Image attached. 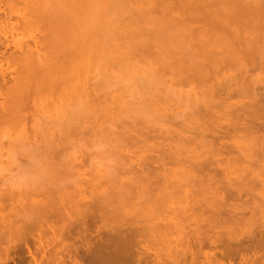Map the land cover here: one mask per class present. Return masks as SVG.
<instances>
[{"label": "rangeland", "instance_id": "1", "mask_svg": "<svg viewBox=\"0 0 264 264\" xmlns=\"http://www.w3.org/2000/svg\"><path fill=\"white\" fill-rule=\"evenodd\" d=\"M60 1L61 0H59V2ZM62 1L65 2L66 0ZM110 1L112 0H68L65 4H63V2L61 4H56L54 0H0V264H54L51 262V260L47 259L54 255V249L57 247L60 248L58 246L59 244H56L59 242H56L55 244L53 243L54 238L56 239L55 234L58 233H54L53 231L56 229V231H59V234H61L60 226H63V223H68L67 218L69 215V223L78 221L79 218L83 219L84 217L87 222H81L90 225V233H92L93 237L98 236L95 232L96 227H99V231L101 227V232L106 233V235L101 232L100 235L102 234L106 236L107 239V235L112 236V234L114 235L118 231L119 228L117 227H121L119 225H122L123 227L120 229L123 230V232H127L128 234V225H124V222H126V224H131L136 220L139 222L138 219H140L139 224L141 223L144 225V228H147L148 231L151 229L149 231L150 233L152 229L155 231L159 228L161 229L158 230L159 234L162 230V232L166 233L164 234L161 232V234L164 235H160V238L157 230L155 232L152 231L155 241H152V236H150L151 240L148 241L149 238L146 237H149V232L147 233L148 235L145 234L147 235L145 238H141L144 239L145 242L144 240L141 241L140 238V240H138L139 242L137 241L138 238H136V240L132 239L134 240V243H131L132 245L130 244V246H128V252H131L126 254V264H264V249H260L259 246H256L258 245V239L261 236H264V188H262L258 182V176H264V158H262L264 155L260 154L261 148L264 147H261L262 144L259 142V137H261L259 135L261 133L259 132V134L256 133L257 135L255 133L251 135L250 131V133L246 132L249 134L247 135L245 134V131H239L240 133L235 132L237 129L241 130L239 127L235 131L232 130V124L235 123L237 118L236 116L240 115L241 117L244 115L243 111L245 109L243 108H246L248 105L250 106H247L248 109L250 108L251 110L252 108L256 107L255 104L258 103V101L260 103L261 98L264 97V49H262L264 48V0H228V2L226 0H217V2L214 0L216 2L215 4H211L214 3V1L210 0L211 3H208L209 5L206 4L205 7L207 5L209 7L212 5L210 8L213 10L216 9V11L214 10L215 12L213 14L218 12L215 14L216 17L213 16V14H210V12L213 10L210 9L211 11H207L206 9L205 12L208 14L203 13L204 10H202L203 18L201 17V12L200 14L199 11L196 12L198 17L194 18L197 19H194L192 16L189 17L187 14L189 11L187 13H183V9H181L180 6H175L178 4H174L172 6L176 8H172V6L170 7L173 10L175 9L174 11L172 10L173 12H170L171 10L169 12H167L168 10H161L163 16H165L164 18H167V20L169 16H172L171 18H173V21L171 23L174 24H170V27L168 24V22L170 23V20H162V15H160L161 11L160 13L158 12L160 10V5H157L158 7L156 5H152L159 10H153L155 12L152 11L151 14H148L150 11H147L146 13L144 10L143 12L145 14L142 12L141 16V18L143 17V21H141L140 18L138 24L142 26L145 18V22L143 23V25H145L141 27V30L143 33L144 28L145 32L149 35H145V32L143 35H141V40L143 42L146 41L144 47H139L140 50L135 52L136 54L134 55L133 60V57L131 58L129 56V64L133 63L131 65L132 67L130 66V68H135L134 70H137V67L139 72H136V74L138 73L139 76H136V79L130 80L132 83L130 81H125V83L122 84L123 87L116 85V83L113 86L111 85V88H102L103 85L99 75L94 79L95 81L97 80V82H94V80L92 81L94 84H92L94 86H92V89H96L95 93L97 94V99L100 98V101L103 100L105 102V98L109 104L111 103V105L114 106V108L116 106L114 103H112L114 102V99L115 103L120 101L122 104L120 110V113L122 114H115L117 116L115 118L113 117L114 115L112 116L113 118L111 119L113 120V124L109 119L110 121L109 123H106V128L107 125L108 128L111 125V128H107L108 134H106L107 132L103 134V132L106 130H98L97 124H95L98 121V123H100L101 120L99 119H97V122L93 120L88 121L89 124L86 122L85 125L88 128L86 126L82 128L80 125L77 127V124L71 126L76 123L77 120L71 118V116L74 117L73 113H71L73 112L71 111V104L65 102V100L69 99V96L63 97L60 94L62 83L56 82L57 86H54L55 91H53V89V92L50 91L48 93V87L45 89L44 87L46 86L41 85L44 81L42 76H40V78L39 75L36 76L39 71L35 72L36 74H33L34 77L32 74L31 76L29 74L31 72L29 69H26L27 65L24 62L27 55L29 56V53L30 56H33V59L36 58V61L37 58L39 59L43 57L42 49H44V46L42 45V41L46 34L45 30H47L46 28L49 26V23L47 25L48 17H51V20H53L55 17V24H52L54 23V20L49 21L52 22H50V27L53 25V27L57 26V30L58 25L63 23L67 17L68 19L74 16L77 17L78 14H82L81 16H104V14H101L104 12V4ZM239 1L242 2L241 5ZM69 2H74L75 4L77 2L82 4L84 3V8L81 9L83 6L77 8L82 4H78L79 6L75 7V4L73 5ZM237 5L240 6L236 7ZM256 5L260 8L256 7ZM42 6H44V8ZM201 6L203 7V5ZM72 7H74L76 11L74 9L72 10ZM149 7L151 8V5ZM209 7L206 8L209 9ZM240 7L241 9L244 7L243 9L247 10H245L247 14L249 13L248 11L252 10V12H254L259 8V13H257V11L256 13L259 14V17H262L259 18L258 16H252L253 14H251V16L249 14L250 17L245 16L247 14L244 11L243 14L241 13L242 11H238ZM85 8L86 10H84ZM230 8L232 9V16H235L234 12L236 11L240 13V15L238 13L236 15L240 17L242 21L239 19V17L237 18L238 21L241 22L237 21V24H234L237 18L234 17L235 19H233L231 13L229 14ZM146 9H148V6ZM233 9H236V11ZM71 11H73V13H70ZM224 11L227 12L232 17V19H229L231 18L229 16L225 17L227 13H224ZM191 12L192 11H190V13ZM193 13L191 15H193ZM218 14H221L220 17ZM45 15L47 16L44 17ZM129 15L130 14L128 13L127 18L131 19L132 16L130 15V17ZM149 15L151 20L149 19ZM105 16L107 15L105 14ZM205 16L206 18H204ZM241 17H248L250 19L243 20ZM256 17L257 20H254ZM158 18L161 19L159 20ZM184 18L187 20H184ZM190 18L193 20H189ZM219 18H224V20L220 21ZM156 19L158 20L156 21ZM202 19H204L203 21L205 23H202ZM154 20L155 22H158L157 25H160L161 31L162 28L166 30L168 27L169 32H166L165 34V31L163 30L164 33L162 32V35L164 36L161 34V36H159V32L161 33V31L157 29H160V27L155 26V28L158 27L156 29L159 31L156 32L158 33V36L157 34H153L155 32V28H153V24L155 23ZM205 20H208L210 24H207V21ZM231 20L235 21L232 22ZM148 21H150L149 23H151L153 26L150 25ZM160 21L161 23H159ZM186 21L194 22L187 23ZM213 21H220L218 24L221 23V25L224 27V30H228L227 28L229 27H236L239 33L241 31L243 32L241 33L242 35L244 33L245 36L247 35L248 38L245 37V41L249 43V45L246 47H249V49H247L248 52L245 50V53H242V55L248 59H244V57H237L236 55L235 57H237V60L234 61V59H236L234 57L233 59L230 58L231 60L229 59L231 55L230 53L233 49H236L237 53H240L242 50L239 49L240 51H238L237 48H239L238 44L241 43L239 41L241 40V37L243 38V36L240 35V38L237 39L239 41L237 42L236 38H233L236 34H232V41H235V46H238L236 48L234 46L233 48L232 45L234 43L231 42V39L229 40L230 42L228 41V45L225 44L227 38L226 41L222 40L223 37L220 35L222 30L218 29L220 27L222 29V26L217 24L218 26L216 27L215 25L214 27ZM246 22L250 23L251 26H249V24ZM148 24L153 28H151L152 30H148L147 27H150ZM187 24L188 26L190 24L192 26L191 30L187 31L190 33L192 32V34L195 33V36L198 35L197 33H200L199 29H202L204 33L206 31L205 35L209 34L207 33L209 28L211 30L209 31L212 32V35L215 33V30L218 29V32L220 30L217 36L222 37V39L221 37L219 39L222 41L221 43H223V45H227L229 47V44L231 43V52L229 53V51H227L229 53L228 54L226 51H224L226 54H222L220 50H225L227 46L224 49H220L224 46L216 45L219 44L220 40L217 39L218 37L216 38L215 34V38L210 37L212 36L210 33V36L208 37L213 39L212 42L214 39H217L216 42H219L216 43L215 46L216 48L217 46L220 47L218 48V53H216V55L214 54L215 50L213 48V50H209V53H211L209 54V57L212 58L211 56H216V59H218V57H223V59H221L225 60V63L228 62L227 59H229L231 63L229 61L227 64L223 63L221 65L219 63L220 59L218 62L217 60L214 62L215 59L212 58V65L209 63V66L211 67H209V70L207 68L208 71H206L208 73V77L205 78L202 76V79L199 78L200 75L196 76L190 70H186L185 66V69L182 68L183 71L178 69L176 67L177 63L175 64L174 61L172 62V58L171 62L173 65L170 64L169 66L168 63L166 65L169 67L175 66L172 68L173 70L177 69V71H172V68H169L168 66L167 68L164 64L166 63V61H164V57L163 61L161 58L167 52L166 51L165 53H162L164 51L163 48L169 49L170 47H174L173 45H176V49L179 48V46H182V48L180 47L181 49L184 48V52H182L181 49H177V51H181L182 55L186 54L187 58H183L184 60H188L187 62L184 61L186 63L192 62L193 59L196 61L198 59L199 61L196 63H203L205 65L206 63L203 62L204 58L205 60L209 59L207 57L208 55H204L206 57L203 58V54L200 59L198 58V56H201L199 50L202 51V47H198L199 42H195L196 40L200 41V39L194 38V35L192 36L188 34V36H186V30L184 33L185 35L182 33L183 27L186 29L187 27L185 26H187ZM205 25L213 26L214 30H212L213 27L211 29V26L206 27ZM62 26L63 25L61 24V27ZM61 27L59 26V30L55 31L57 34H61L60 37H58L56 34V38H59L57 40H60V38H63L65 35V27H62V29L64 28V31H62ZM197 27L198 29L196 30ZM194 28L195 30H193ZM203 28L207 30H203ZM239 28L242 29L240 30ZM243 28L246 29L244 30ZM60 29L62 33L64 32L63 36L62 33L58 32ZM232 30L234 31V29H231L229 32L232 33ZM203 32L200 34H204ZM225 32H223L222 35ZM227 33L226 35L224 34V36L227 37L230 35H227ZM250 34L252 37L249 36ZM154 35L158 38L153 39L152 42L151 39L154 38L152 37ZM205 35L202 36L205 38L207 37V35ZM185 37L196 39L195 41H191V43H195V47L193 45L194 48H199L198 51L196 49L194 50H196L195 53H199L200 55H193L192 49V52L188 51L187 49L185 50V48H187L186 41H188V39ZM148 38H150L149 41ZM56 41L55 43L58 42ZM64 41L63 44H65ZM147 41L150 44L147 43ZM209 41L210 40L208 38L206 41L208 45H210ZM236 42L238 44H236ZM60 43L61 44L59 45L61 46H59V48H62L64 45H62V42ZM201 43L203 44L202 41L200 42V45H202ZM244 43H241V45ZM256 44L257 46H255ZM147 45H154L157 46V48L154 47L153 49L152 46L150 47L152 49L151 50ZM189 45L190 42L188 43V46ZM203 45L208 46L205 42ZM244 45L242 47L240 46V48H243ZM211 46L214 45L211 44ZM155 48L157 51H163H159V53L155 51ZM206 49L203 51H206ZM227 50H229V48ZM171 52H169L168 55ZM246 52L250 55L248 54L247 56ZM133 54L131 56H133ZM160 54L162 56H160ZM172 55L173 53H171L170 56ZM188 55L193 56L194 58L189 56L190 58L188 59ZM256 55L258 56L256 57ZM173 56L175 57V53ZM195 56L197 58H195ZM249 56L253 57L254 60ZM168 58L169 56L167 57L166 54L165 59ZM239 58L241 61L238 60ZM241 58H243L244 61H242ZM245 60L247 61L245 62ZM200 61L202 63H200ZM218 63L219 66L217 65ZM244 63L246 64V67ZM215 66L216 68H213ZM217 66L219 69H217ZM225 66L226 68H224ZM239 66L243 67L239 68ZM243 68H246V71ZM105 71L109 73L108 70ZM158 71L159 74L157 73ZM142 72L144 73L142 74ZM243 73H245V75H243ZM141 74L142 76L146 75L147 77L145 76L146 78H142ZM134 81H136V83ZM58 84L61 85L60 88H58ZM212 85L214 89L210 90ZM27 86L28 88H26ZM50 89L52 88L50 87ZM62 89L65 90L64 87ZM209 90L210 92L206 94V92ZM67 92H64V95H68ZM61 93L63 94V92ZM114 96L115 98L113 99ZM47 99L54 100L56 103L50 104L48 103L49 100ZM109 100L112 102H109ZM262 100H264V98H262ZM104 102L99 103L102 105L105 104ZM62 103L68 104V107L66 108ZM111 105L110 108L112 107ZM62 107H65L66 109L63 110ZM248 109L246 108V112L249 113L250 110ZM254 110H252L251 113H253ZM244 116L248 115L245 114ZM90 123L91 127L89 128ZM93 123L96 125V128H92L95 127ZM72 128H74L75 131ZM79 128H82V131L81 129L79 130ZM203 128H206L207 132H204ZM88 129L89 131L92 129L93 133L92 130L90 132L86 131ZM226 129H229L228 132L231 133L233 131V133L231 135L229 133V135L227 134L228 136L226 135L227 137L225 136V138H223L229 151H222L221 155L216 156L215 158L216 160L223 159L222 167L217 168L219 170V174L216 175V180H218L220 184L224 185L231 191L233 189L241 188L244 191H248V194L246 196L243 195L241 198H238L236 195H234L233 199L227 198V201L223 207L228 209V212H222V216L229 217V215L226 213H229L230 211V213L233 214V219L231 223H222L219 224V226L212 228L209 227V225L206 224L204 220L211 216L212 210L208 209L207 207L213 204L215 199L210 192L211 190H203L200 185H197V180L193 178V175L188 176L191 175L188 169L191 167V165H193L194 161L196 162V160H202L203 158H206L208 161L214 163L215 166V161H213V156L209 148L211 146L210 143L213 141L212 143H214L215 146H218L222 140V136L225 135L227 131ZM210 131H213L214 133L211 134ZM219 136H221L220 139L218 138ZM181 144L184 146H181ZM187 148H189V150ZM207 151L209 152L207 153ZM184 154L188 155L189 158L185 157ZM244 155H246V157ZM182 158H185V161ZM226 158H231V162H224L227 161ZM186 159L188 162H186ZM51 165H53L54 168ZM185 170L187 173H185ZM222 170L224 171L222 172ZM138 171L143 172L139 173ZM198 173L200 172H197L196 174ZM143 176L144 179L147 178V184H150L153 179L157 181L155 184L157 191L152 187L148 188L150 190L146 189L147 192L145 189H143L146 186L142 185L144 182ZM125 177L127 180L124 179ZM151 177L154 178L150 179ZM189 178L190 180L188 181ZM138 180L141 181L137 182L138 184H141L139 186H143V188H141L143 189V193L137 190L138 188L140 189V187H138L136 183L134 184V182ZM127 182H130V184L133 182V188L131 187L132 185L127 184ZM128 185L131 189L128 187ZM123 186H126L131 191H134L131 192L128 190L129 192L127 193H132L131 195L127 193L120 194L119 191L121 190L117 189L118 187H122L123 190H126V188H123ZM185 190L187 191L188 196L186 195ZM114 191H116L115 194ZM138 192L139 194L141 193L140 195L143 197L140 196ZM259 192L262 194L261 196L258 194ZM135 193H137V198L135 197ZM118 194L120 196H118ZM106 195L108 197L109 195L112 196L109 197V200H107L105 199V197H107ZM65 196L69 198L67 199ZM126 197L127 199L125 200ZM149 197L153 200V202L150 200L153 206L150 205ZM68 200L71 201L68 202ZM95 200L98 202H101L102 200V202L105 204L106 201L110 200L116 202L110 201L112 203H107L108 206H105L104 204L103 206L105 207L103 209L100 208V215L103 216V213L105 214V219L103 218L104 220L102 219V222H99L100 217L98 216L100 215H98L99 211L97 210L98 207H96L99 205L98 202L95 203ZM146 200L149 202L148 204L150 207L149 205L147 207ZM24 206L28 208L26 209ZM29 210L31 211L28 212ZM86 210H92L97 220L94 217L93 220H90V218L92 219L91 214L87 216L88 211ZM189 210L193 215L189 216ZM85 211L87 213H85ZM140 211L142 213H140ZM59 212L64 220H61L63 218H59ZM54 213H57L56 216L58 217H55ZM49 214H52L51 216L54 221L50 218L51 216H49ZM136 214H139L137 215L139 217H136V220H134L133 216H136ZM65 216L67 217L65 218ZM144 216L146 219L143 218ZM186 216L189 220H186ZM76 218L78 220H74ZM130 218L131 221L129 220ZM84 219L83 221H85ZM91 221L93 222L91 223ZM118 221H120L122 224ZM143 221L145 223H143ZM116 223L119 224L117 225ZM56 224L58 226H56ZM73 224L75 225V222L72 223V225ZM77 225L79 226L81 223ZM189 225L190 227H188ZM49 226H51L53 231ZM104 228H106L107 231H105ZM59 234L57 235L59 236ZM201 234L205 235L206 238H204L205 240L203 241V246L199 247L196 239L198 236H201ZM214 234L217 235L219 239V244L217 246L218 248L213 247L209 241L215 236ZM38 237V241L40 242L39 244L37 241ZM93 237H91V241L94 240ZM78 239L79 238L72 239V242H70L74 243L76 246H78V244L80 245L83 241L85 242L83 238L82 240ZM187 239H189L190 242ZM133 244L136 245L134 248L132 247ZM37 245L40 246L38 247ZM260 246L264 247V245ZM130 247H132V249ZM143 248L145 249L143 250ZM139 249L142 250V252ZM55 252H58V250ZM32 254L37 259L36 263H34L31 258ZM54 257H56V254ZM98 264L102 263L98 262Z\"/></svg>", "mask_w": 264, "mask_h": 264}, {"label": "bare ground", "instance_id": "2", "mask_svg": "<svg viewBox=\"0 0 264 264\" xmlns=\"http://www.w3.org/2000/svg\"><path fill=\"white\" fill-rule=\"evenodd\" d=\"M62 1V0H61ZM59 2V0H58V2H57V0H54V2L57 4V3H62V2ZM65 1V0H64ZM66 1H68V0H66ZM66 1L65 2H63V4H65L66 3ZM71 1V0H70ZM211 1H214V0H211ZM211 1L210 0H112V1H110V2H107L106 4H104V8H103V11L105 12H103V13H101V14H104V16L103 15H100V16H81L82 14H78L77 15V17L76 16H74V17H72V18H69L68 19V17L65 19V21H63V23H60V21L59 20H61L60 18H58L59 20H58V22L60 23V25H58V24H56V25H58V29L57 30H59V26L61 27V24L63 25L62 27H65V31H64V28L62 29V27H61V29H62V31H64L63 33L65 34L64 36H63V33L61 32V29H60V31H58V32H60V33H62V36H63V38H60V40H57V39H59L58 37H60V35L61 34H57L55 31H57L56 30V28H57V26H55V27H50V25H51V21H53L54 19H55V17H54V19L53 20H51V17L48 19L47 18V20H48V22H47V25H48V23H49V26H47L48 28H46L47 30H45L46 31V34H45V37H44V39H43V41H42V45L44 46L43 48L44 49H42V51H43V57L42 58H37V61H36V58H34L33 59V56H30V53H29V56L27 55V57L25 58V64L27 65V68L26 69H29L30 70V72L31 73H29L30 75L32 74H36L35 72H37V71H39L37 74H36V76H38L39 75V78H40V76H42V78L44 79V81H43V83L41 84L42 86L44 85V86H46V87H44L45 89L47 88V91H48V93L51 91V92H53V91H55V87L57 86V84H56V82H58V83H62L61 85L60 84H58V88H60V86H61V90H60V94L63 96V97H67V96H69V99L68 100H65V99H62V100H65V102L66 103H70L71 105V108H72V110L71 111H73V112H71V113H73V116L74 117H72L71 116V118H74V119H76L77 120V122L76 121H74V122H76V123H74L73 125H71V126H74L75 124H77L76 126L77 127H79V125H80V127H82V128H84L86 125V122H88V121H91V120H93V121H98L97 119H99V120H101L100 121V123H95V124H97V128H98V130H100V131H102V130H106L105 132H103V134L104 133H106V134H108V129L109 128H111L110 126H109V128H108V125H107V128H106V123H109V121L111 120L112 121V124H113V120L111 119V118H115V117H117L116 115H118L119 113H120V110H121V106H122V104H121V102L119 101V102H117V103H115V96L113 97V99H114V102H112V101H110L109 100V102H112V103H114L116 106H115V108L117 109V112H116V109L114 108V106H112L111 105V103L109 104L108 103V101H106V99L104 98V100H105V102L103 101V100H101L100 101V98H96V89L94 90V89H92V86L94 85L93 84V80L99 75V78H100V80H101V83H102V88H104V87H106V88H109L111 85L113 86V85H115L116 83V85H120V86H122L123 87V83H125V81H127V82H129L130 80H133V79H136L137 77L136 76H139V74L137 73L136 74V72H139V69L136 67V69L137 70H134V69H131L130 68V66L133 64H129V60H130V58H129V56L132 58V60L134 59V55L136 54L135 52H137L138 50H140L139 49V47L141 46V47H144V45H145V42L146 41H142L141 40V35H143V33L145 32V30H144V28H143V33H142V30H141V27H143L144 25H143V23L145 22V18H144V22L142 23V26H140V24H138L139 23V20H140V18H141V16H142V12L145 10L146 11V13H147V11H150V12H148V14H151V12L153 11V10H155V11H157V10H159L158 12L160 13V11L162 10V9H164V10H168L167 12H169L170 10V12H173L174 10L172 9L174 6H172V5H174V4H178V5H175V6H180L181 7V9H183L182 10V12L184 13H187L188 11V16L189 17H198L197 16V13L196 12H198L199 11V14H200V12L202 13V10H204V12L203 13H207V12H205V10L207 9V11L208 10H210L211 8V6L209 7L208 5V3H211ZM227 2H228V0H226ZM225 1V2H226ZM53 2V1H52ZM216 2H217V0H216ZM215 1H214V3H211V4H215L216 3ZM238 2V1H237ZM45 3V2H44ZM69 3H71V4H75L74 2H69ZM223 3V2H222ZM233 3H234V1H233ZM236 3V2H235ZM239 3H240V5L242 4V2L241 1H239ZM34 4V3H33ZM32 4V5H33ZM62 4V5H63ZM78 4H82V3H79V2H77L74 6L75 7H77V6H79ZM146 4V5H145ZM149 4V5H148ZM206 4H208L206 7H209V9L208 8H206L205 7V5ZM67 5V4H66ZM73 5H71V6H73ZM151 5V8L149 7ZM152 5H160V7H159V9H157V8H155L154 6H152ZM161 5H162V7H161ZM163 5H164V7H163ZM201 5H203V7L201 6ZM236 5V4H235ZM240 5H237L236 7H238V6H240ZM45 6V5H44ZM44 6H42L43 8H44ZM81 6H83V7H81ZM148 6V9H146V7ZM157 6V7H158ZM168 6V7H167ZM172 6V8H170ZM201 6V7H200ZM243 6V5H242ZM241 6V7H242ZM250 6V5H249ZM255 6V5H254ZM35 7V6H34ZM33 7V8H34ZM47 7V6H46ZM81 7V9L82 8H84V3L82 4V5H80L79 7H77V8H80ZM167 7V8H166ZM241 7L238 9V11L239 12H241L242 14H243V11L245 12V10L242 8L241 9ZM253 7V6H252ZM256 7H259V6H257L256 5ZM36 8V7H35ZM174 8H176V7H174ZM250 8H251V6H250ZM260 8V7H259ZM258 8V9H259ZM75 10V8L74 7H72V10ZM105 9V10H104ZM157 9V10H156ZM178 9H180V8H178ZM218 9V8H217ZM220 9V8H219ZM222 9V8H221ZM225 9V8H224ZM223 9V10H224ZM258 9L256 10V8H255V10L257 11V13H259L258 12ZM84 10H86V8L84 9ZM83 10V11H84ZM173 10V11H172ZM184 10H186V11H184ZM211 10H213V9H211ZM210 10V11H211ZM215 11H216V9H214ZM211 11L210 12V14L212 15L215 11ZM234 11H236V9H233ZM45 11H46V9H45ZM76 11V10H75ZM155 11H153V12H155ZM190 11H192L191 13H190ZM195 11V12H194ZM225 11H227V10H225ZM224 11V13H227V12H225ZM229 14L231 13V11H232V9L230 8L229 9ZM247 11V10H246ZM256 11H254V12H252V10L251 11H248L249 13L247 14V12H245L247 15H245V16H248V17H250L251 16V14H253L252 16H258L259 14H257L256 13ZM259 11H260V9H259ZM79 12H81V11H79ZM86 12V11H85ZM181 12V13H182ZM194 12V13H193ZM252 12V13H251ZM70 13H73V11H71ZM82 13H84V12H82ZM130 14L129 16L131 17V19L129 18H127V14ZM144 13V12H143ZM190 13V14H189ZM193 13V15H191ZM203 13L201 14V17H202V15H203ZM218 12H216L215 14H217ZM223 13V12H222ZM221 13V14H222ZM238 12L236 11V12H234V15L235 16H232V14L233 13H231V16L233 17V19H235L234 17H239L238 15H236ZM48 14V13H47ZM76 14V13H75ZM105 14L107 15V16H105ZM145 14V13H144ZM167 14V13H166ZM195 14H196V16H195ZM208 14V13H207ZM207 14H205V15H207ZM215 14H213V16H215L216 17V15ZM220 14V15H221ZM228 13H227V15H225V17L227 16H229V17H231L230 15H229ZM239 15H240V13H238ZM249 14H250V16H249ZM255 14V15H254ZM126 15V16H125ZM160 15H162V20H164V19H166L167 20V18H164L165 16H163V14H162V11H161V14ZM171 15V14H170ZM219 15V14H218ZM220 15H219V17H220ZM47 15H45L44 17H46ZM59 16V15H58ZM71 16V15H70ZM72 16H73V14H72ZM102 16V17H101ZM147 16V15H146ZM156 16H157V14H156ZM156 16H155V18H156ZM185 16H186V14H185ZM187 16V17H188ZM172 17V16H171ZM170 16H169V18H171ZM209 18H211L210 16H208ZM232 17L231 18H229V19H232ZM242 17H244V16H242ZM241 17V18H242ZM248 17H245V18H242L243 20L244 19H250V18H248ZM259 17V16H258ZM260 17H262V16H260ZM259 17V18H260ZM65 18V17H64ZM128 20H127V19ZM152 18V17H151ZM168 18V20L167 21H169L170 20V23L168 22V24H169V27H170V24H174V23H171L172 21H173V18H171V19H169ZM203 18V17H202ZM204 18H206V16L204 17ZM63 19V18H62ZM149 19H150V15H149ZM152 19H154V18H152ZM159 20L161 19V18H158ZM158 19H156V21L158 20ZM194 19H197V18H194ZM199 19V18H198ZM217 19V18H216ZM227 19V18H226ZM225 19V20H226ZM239 19H240V17H239ZM46 20V19H45ZM49 20H51V21H49ZM56 20V19H55ZM55 20H54V23H52V24H55ZM129 20H132V21H129ZM151 20V19H150ZM181 20V19H180ZM184 20H187V19H185L184 18ZM189 20H193V19H189ZM204 19H202L201 21H202V23L204 22L203 21ZM209 20V19H208ZM208 20H205V21H207L206 23L208 24L209 22H208ZM219 20L221 21H223L224 20V18L222 19V18H219ZM241 20V19H240ZM254 20H257V17H256V19H254ZM259 20V19H258ZM61 21V22H62ZM141 21H143V17L141 18ZM196 21V20H195ZM199 21H200V19H199ZM220 21H218V22H220ZM232 21V20H231ZM233 21H235V20H233ZM232 21V22H233ZM237 21H238V18L236 19V22L234 23V24H237ZM242 21V20H241ZM241 21H238V22H241ZM46 22V21H45ZM51 22V23H50ZM150 21H148V23H149ZM152 22V21H151ZM154 22H155V20H154ZM181 22H182V20H181ZM187 22V21H186ZM190 21H188L187 23H189ZM194 22V21H193ZM193 22H190V23H193ZM218 22H215V21H213V25H214V27H215V25H216V27L218 26V25H220V26H222L221 25V23L220 24H218ZM226 22V21H225ZM225 22H223V23H225ZM245 22V21H244ZM253 22V21H252ZM256 22V21H255ZM56 23H57V21H56ZM156 23V24H155ZM153 25H154V27L153 28H155V26H159L160 27V25H157V23L158 22H155ZM159 23H161V21L159 22ZM205 23V22H204ZM216 23V24H215ZM246 23H248V22H246ZM257 23V22H256ZM150 25H152L151 23H149ZM148 24V25H149ZM167 24V25H168ZM184 24V23H183ZM210 24V23H209ZM212 24V23H211ZM218 24V25H217ZM249 24V26H251V24L250 23H248ZM247 24V25H248ZM253 24V23H252ZM147 25V24H146ZM149 25V26H150ZM152 25V26H153ZM186 25V24H185ZM229 25V24H228ZM254 25V24H253ZM177 26V25H176ZM182 26V25H181ZM190 26V27H189ZM188 26V24H187V26H185V27H187L186 29L183 27V30H182V28H181V30H182V33L184 34L185 33V30H186V36H188V34L189 35H194L193 37L194 38H197V39H200V41H197L196 39H194V38H189V37H191V36H189L188 38H186V39H188V41L190 42V45L188 46V41H186L187 42V48H185V50L187 49L188 51H191V49L193 50V52H192V54L193 55H200L201 54V56H198V58L200 59V57H202V54H203V58L204 57H206L207 55V57L209 58H207L208 60H205V58H204V60H203V62H205L206 64H207V62H208V64H207V66H206V64L204 65L201 61H200V63H202V64H199V63H196L197 61H199L198 59H197V61L196 60H194L193 59V61L192 62H189V63H186L188 60H184L185 58H187L186 57V54H184V55H182V52H184V48L183 49H181L182 48V46H179V48H177L178 50L179 49H181V51H177V49H176V45H173L174 47H170L169 45H167L168 47H170L169 49L167 48H163V52L161 51V50H159L160 52H162V53H165L166 51V54H167V57L169 56V58L168 59H165V55L166 54H164V56H162L161 54H160V56H162L161 58H162V61H163V57H164V61H166V63H164L165 65L168 63L169 64V66H170V64H172L173 65V61L175 62V64L177 63V65H176V67L178 68V69H181L182 71H183V69L182 68H184V66H185V68H186V70H190L194 75H200L199 76V78H203V77H208L207 76V72L206 71H208L209 70V67H211V66H209V63L211 64V62H213L212 60L213 59H215L214 60V62L217 60V62H218V60H219V63L222 65L223 63L224 64H227L231 59H233V57L234 58H236V59H234V61L235 60H237V57H244V59H248V58H246L245 56H243L242 55V53H245V50L247 51V49H249V47L248 48H246L248 45H249V43H247L245 40H246V38L245 37H247V35L245 36V33L242 35L241 33H243V32H241L240 30L242 29V28H239L238 30L240 31V33L237 31V29H236V27L235 28H231V27H229V28H227L228 30H224L223 28V26H222V29H221V27L220 28H218V29H220V30H222V33L223 32H225V31H227V32H225L224 34L226 35V33H227V35H229V36H224V34L222 35V33L220 34L222 37H223V39H222V37L221 36H217V34L220 32V30H219V32L217 31L218 29L217 28H215V29H217V30H215V33H213V35H212V32H210L211 30H210V28H209V30H207V29H205L206 27H210V26H206L205 28H203V30H207V33H211V35L212 36H210L209 34L207 35V37H203L202 35H205V33H206V31H205V33L202 31V29H199V32L200 33H204V34H200V33H197L198 35H201V36H198V35H196V36H198V37H201L202 38V40H201V38H198V37H196L195 36V33L194 34H192V32L190 33V32H188L187 30H191V28H192V26H191V24ZM256 26V25H255ZM190 29H189V28ZM212 27L213 26H211V29H212ZM214 27H213V29L212 30H214ZM228 27V26H227ZM148 28V30H152L153 28L150 26V27H147ZM152 28V29H151ZM158 27H156L155 28V32L153 33V32H150V33H153V34H157V36H158V33H156V32H159V31H161V27H160V29H157ZM177 28V27H176ZM200 28V27H199ZM234 29V33L232 32H229V30H231V29ZM159 30V31H157V30ZM171 29H172V27H171ZM178 29H179V27H178ZM198 29V27L196 28V30ZM244 30L246 29V28H243ZM147 30V29H146ZM165 31V34H166V32H169V28L167 27V29L166 30H168V31H166L164 28H162V31H161V33L159 32V36H161L162 35V32L164 33V31ZM193 30H195V28L193 29ZM250 30V29H249ZM248 30V31H249ZM172 31V30H171ZM217 31V32H216ZM251 31V30H250ZM180 32V31H179ZM235 32H237V33H235ZM149 33V32H148ZM251 33V32H250ZM58 35V37L56 38V36ZM147 33L145 32V35H146ZM161 34V35H160ZM168 34V33H167ZM176 34H178V33H176ZM175 34V35H176ZM181 34V33H180ZM182 34V35H183ZM216 35V38L218 39V40H220L219 38L221 37V39L222 40H225L226 41V38H227V41H226V43L225 44H227L228 45V41L231 39V42H233L234 44L232 45L233 46V48H234V46H235V41H232V34H236V35H234V37L233 38H236V41L238 42L239 40H237L238 38H240V35H242L243 36V38L241 37L240 39V41L239 42H241V43H244V42H246V43H244L243 45H244V47L243 48H240V46L242 47L243 45H241V43H237L236 42V44H238V46H239V48H237V50L238 51H240L241 49V51H240V53H237V51H236V49H233L234 51H236V52H234L233 50H232V52H231V46H230V44H229V47L227 46V48H226V46L225 45H223V43H221L222 41L220 40V42L219 41H217L216 42V40L217 39H214V41L212 42V38H215V35ZM239 34V35H238ZM248 34V33H247ZM147 35H149V34H147ZM152 36V37H154V38H152L151 39V41L153 42V39H156V38H158L157 36ZM185 35V34H184ZM205 35V36H206ZM239 37H238V36ZM162 36H164V35H162ZM167 36V35H166ZM208 36H210V37H212V38H210V37H208ZM214 36V37H213ZM237 36V37H236ZM249 36H251V34L249 35ZM65 37H66V39H65ZM144 37H146V36H144ZM150 37V36H149ZM184 37V36H183ZM228 37H230V38H228ZM252 37V36H251ZM209 38V44L210 45H208V43L206 42L207 41V39ZM225 38V39H224ZM248 38V37H247ZM63 39V40H62ZM144 39V38H143ZM149 39L150 38H148V41H149ZM252 39V38H251ZM59 42H62V45H64V46H62V48L60 47L59 48V46H61V45H59V44H61L60 42L58 43L57 41ZM65 40V41H64ZM141 40V41H140ZM195 41L196 40V42L195 43H198L199 44V46L198 47H202L201 49H202V51L201 50H199V52H200V54L198 53H195V51L197 50L198 51V47H197V49L196 48H194L195 47V43H191V41ZM205 40V41H204ZM235 40V39H234ZM250 40V39H249ZM254 40V39H253ZM55 41L57 42V43H55ZM63 41H64V43L65 44H63ZM147 41V43H149ZM203 42V44H204V42L206 43V45H208V46H204L202 43V45H200V42ZM225 41H223V42H225ZM257 41V40H256ZM2 42V41H1ZM141 42H143V43H141ZM152 42H151V44H152ZM219 42V44H216V43H218ZM230 42V41H229ZM214 43V44H213ZM221 43V44H220ZM57 44V45H56ZM142 44V45H141ZM150 44V43H149ZM192 44V45H191ZM211 44L212 45H214V46H211ZM215 44L216 45H221V46H224V47H221L220 49H224V48H226L225 50H220L221 52H222V54L224 53V55L226 54L224 51H229V53L231 54L230 55V57H229V55H228V57H229V59H227V63H225V60H222L223 59V57H218V59H216L215 57H213V56H211L212 58H210L209 56V54H211V53H209L211 50H215V55H216V53H218V48L220 47H218L217 46V48H216V46H215ZM247 44V45H246ZM2 45V44H1ZM181 45V44H180ZM193 45H194V47H193ZM262 45V44H261ZM58 46V47H57ZM148 46V45H147ZM153 46V47H152ZM152 46H148L149 48L150 47H152L153 49H154V47H156L157 48V46H154V45H152ZM209 46H210V48H209ZM237 45L235 46V48L236 47H238ZM255 46H257V44L255 45ZM140 47V48H141ZM147 47V48H148ZM181 47V48H180ZM191 47H193V48H191ZM204 47H206V48H204ZM216 49H215V48ZM148 48V49H149ZM156 48H155V51H157L156 50ZM189 48V49H188ZM213 48V49H212ZM229 48V50H227ZM253 48V47H252ZM151 49V48H150ZM170 49H172V50H170ZM175 49V50H174ZM194 49H196V50H194ZM206 49V51H203V50H205ZM240 49V50H239ZM262 49H264V48H262ZM152 50V49H151ZM173 50H174V52H173ZM210 50V51H209ZM244 50V51H243ZM251 50H254V49H251ZM159 51H157V52H159ZM172 51V52H171ZM176 51V52H175ZM159 52V53H160ZM169 52H171V53H173V55H174V53H175V57L172 55V56H170L171 55V53L168 55V53ZM191 52H189V53H191ZM202 52H204V53H202ZM208 52V53H207ZM248 52V51H247ZM246 52V53H247ZM250 52V51H249ZM261 52V51H260ZM134 53V54H133ZM188 53V52H187ZM205 53H207V54H205ZM228 53V52H227ZM228 53V54H229ZM232 53H234V54H232ZM236 53V54H235ZM256 53H257V51H256ZM28 54V53H27ZM31 54H32V52H31ZM133 54V56H131ZM239 56H238V55ZM248 54L249 53H247V56H248ZM204 55H206V56H204ZM219 55V54H218ZM224 55H222V56H224ZM234 55V56H233ZM235 55L237 56V57H235ZM250 55V54H249ZM254 55V54H253ZM253 55H251V56H253ZM184 56V57H183ZM190 55H188V59L190 58V57H193V56H190ZM195 56V58H197ZM220 56V55H219ZM251 56H249V57H251ZM258 55H256V57H257ZM226 57V56H225ZM224 57V58H225ZM254 57V56H253ZM253 57H251L252 59H253ZM129 58V59H128ZM160 58V59H161ZM173 60H172V59ZM184 58V59H183ZM194 58V57H193ZM202 58V59H203ZM222 58V59H221ZM259 58V57H258ZM257 58V60L259 61V59ZM201 59V60H202ZM242 59V61H244L243 60V58H241ZM171 60H172V62H171ZM211 60V61H210ZM238 60H240V58L238 59ZM251 60V59H250ZM254 60V59H253ZM24 61V60H23ZM184 61H186V62H184ZM190 61H191V59H190ZM221 61V62H220ZM223 61V62H222ZM233 61V62H234ZM241 61V60H240ZM247 60H245V62H246ZM133 62V61H132ZM170 62V63H169ZM257 62V61H256ZM261 62V61H260ZM130 63H131V61H130ZM219 63L217 64L218 66H219ZM230 63H231V61H230ZM243 64V63H242ZM245 64V63H244ZM183 65V66H182ZM212 65V64H211ZM238 65V64H237ZM136 66H138V65H136ZM168 65H166V67H167ZM168 66V67H169ZM217 66V67H218ZM228 66V65H227ZM234 66V65H233ZM240 66H241V64H240ZM239 66V68H242V67H240ZM132 67V66H131ZM134 67V66H133ZM167 67V68H168ZM173 68L175 67V66H172ZM172 67H169V68H172ZM222 67V66H221ZM245 67H246V64H245ZM173 68H172V71H174L173 70ZM184 68V69H185ZM207 68H208V70H207ZM213 68H216V66L215 67H213ZM212 68V69H213ZM224 68H226V66L224 67ZM229 68V67H228ZM231 68V67H230ZM238 68V69H239ZM131 69V70H130ZM217 69H219V67L217 68ZM244 70L246 69V68H243ZM105 70H108L109 71V73H107V71H105ZM154 70H155V68H154ZM157 70V69H156ZM170 70V69H169ZM130 71H132V72H130ZM142 71V70H141ZM175 71H177V69L175 70ZM213 71V70H212ZM246 71V70H245ZM214 72V71H213ZM132 73H135V74H132ZM144 72H142V74H143ZM158 74H159V71L157 72ZM247 73V72H246ZM28 74V75H29ZM131 76H130V75ZM142 74H141V77L142 78H146L147 76L146 75H143L142 76ZM29 75V76H30ZM31 75V76H32ZM147 75H148V73H147ZM241 75V74H240ZM243 75H245V73H243ZM242 75V77L244 78V76ZM146 76V77H145ZM150 76V75H149ZM154 76V75H153ZM203 76V77H202ZM33 77H34V75H33ZM131 77V78H130ZM140 77V78H141ZM155 77V76H154ZM38 78V77H37ZM204 78V79H205ZM129 79V80H128ZM203 79V80H204ZM139 80V79H138ZM152 80V79H151ZM92 82V83H91ZM94 82H97V80L95 81L94 80ZM131 83H132V81H130ZM135 83H136V81H134ZM41 83V82H40ZM100 83V84H101ZM114 83V84H113ZM134 83V84H135ZM54 84H56V85H54ZM93 84V85H92ZM96 85V84H95ZM28 86H29V84H28ZM28 86L26 87V88H28ZM52 88V89H50V87ZM55 86V87H54ZM100 86V85H99ZM111 86V87H112ZM65 88V90H63L62 88ZM94 87V86H93ZM110 87V88H111ZM119 87V86H118ZM210 87V86H209ZM50 89V90H49ZM54 89V90H53ZM119 89V88H118ZM121 89V88H120ZM214 88H213V85H212V88L210 89V90H213ZM53 90V91H52ZM101 90V89H100ZM102 90H104V89H102ZM208 90V89H207ZM210 90L208 91V92H206V94H208L209 92H210ZM67 91H69V92H67ZM123 91V90H122ZM121 91V92H122ZM61 92H63V94L61 93ZM64 92L66 93H68V95H64ZM117 92V91H116ZM120 92V93H121ZM97 93H98V91H97ZM204 93V92H203ZM106 94V93H105ZM206 94H204V95H206ZM99 95V94H98ZM110 95V94H109ZM100 96V95H99ZM111 96V95H110ZM98 97V96H97ZM106 97V96H105ZM112 97V96H111ZM118 97H119V99H120V96H119V94H118ZM49 98V97H48ZM52 98H54V97H52ZM51 98V99H52ZM62 98V97H61ZM261 98V97H260ZM262 98H264V97H262ZM262 98H261V100H260V103H259V101H258V103H256L255 104V106L256 107H254V108H252L251 110H250V108L248 109V107H250V106H246V108L248 109V110H250V114L252 115H250L248 112H246V108H243V109H245L243 112H244V115L246 114V115H248V116H244L243 115V113H242V115L244 116H241L240 117V115L238 116H236L237 118H236V120H235V123L234 124H232V130L233 131H235L238 127H239V129H241V130H236L235 132H239V131H245V134H247V135H249L248 133H246V132H249L250 133V131H251V135H253L254 133L256 134V133H258L259 134V132L261 133L259 136H261V137H259V139H260V141L259 142H261V147H264V100H262ZM51 99H47V100H49L48 101V103H56V102H54V100H51ZM54 99H56V98H54ZM58 99H60V98H58ZM103 99V98H102ZM112 99V98H111ZM50 100H51V102H50ZM56 101V100H55ZM69 101V102H68ZM65 102H63V103H65ZM99 102H104L105 104H102V105H100V103ZM107 102V103H106ZM62 103V104H63ZM68 104H63V105H65V107L67 108L68 107ZM113 104V105H114ZM67 105V106H66ZM104 105V106H103ZM110 105L114 108H110ZM70 106H69V108H70ZM253 106H254V104H253ZM65 107H62L63 108V110H65L66 108ZM251 107H252V105H251ZM257 111H255V110ZM247 110V111H248ZM252 110H254L253 111V113H251L252 112ZM159 111V110H158ZM70 113V114H71ZM255 113V114H254ZM116 114V115H115ZM122 113H120V115H121ZM114 115V116H113ZM113 116V117H112ZM227 116V115H226ZM225 116V117H226ZM251 116V117H250ZM250 117V118H249ZM119 118H122V117H119ZM248 118V119H247ZM73 119V120H74ZM95 119V120H94ZM110 119V120H109ZM122 120V119H121ZM116 121V120H115ZM248 121V122H247ZM71 122V121H70ZM73 122V121H72ZM93 123V124H94ZM87 124H89V122L87 123ZM94 124V125H95ZM84 125V126H83ZM241 125V126H240ZM76 126H75V128H76ZM236 126V127H235ZM87 127V126H86ZM91 127V123H90V126H89V128ZM241 127V128H240ZM82 128H79V130L81 129V131H82ZM88 128V127H87ZM92 128H96V125H95V127H92ZM72 129H74V128H72ZM86 129V128H85ZM123 129H124V127H123ZM204 129V132H207V130H206V128H203ZM92 129H90V131H91ZM227 130V129H226ZM225 130V131H226ZM229 130V129H228ZM228 130L226 131V133H225V135H223L222 136V140L220 141V143H219V145L218 146H215V144L214 143H210V145L212 146V148H211V146L209 147L210 148V152H211V154H212V156H213V161H215V166H214V163H212V162H210V161H208L206 158H203L202 160H196V162L194 161V163H193V165H191V167L190 166H188V167H190L189 169H188V171H189V173L191 174V175H188V176H192L193 175V178H195L196 180H197V185L199 186H201V188L203 189V190H211L210 192H211V194H212V196L214 197V199H215V202L213 203V204H211V205H209L207 208L208 209H211L212 210V214H211V216H209V218L208 219H206V220H204L205 222H206V224H208L209 225V227H212V228H214V227H216V226H219V224H222V223H227V222H229V223H231V221H232V219H233V214L232 213H230V211H229V213H226V214H228L229 215V217L227 218V217H224V216H222V212H228L227 210L228 209H225L223 206L225 205V203H226V201H227V198H229V199H233L234 198V195H236L238 198L240 197H242L243 195H247L248 194V191H244L243 189H241V188H237V189H233L232 191L231 190H229V189H227L224 185H222V184H220V182L218 181V180H216V175L217 174H219V170L217 169V168H219V167H222V162H223V159H221V160H216L215 158H216V156H220L221 155V152L222 151H225V150H227V151H229V149L226 147L227 145H225V140L223 139V138H225V136L228 134L229 135V133H230V135L233 133V131H232V133L231 132H228ZM74 131H75V129H74ZM86 131H89V129L88 130H86ZM89 131V132H90ZM128 131H129V129H128ZM262 131V132H261ZM77 132V131H76ZM83 132H85V131H83ZM83 132H81V133H83ZM96 132V131H95ZM98 132V131H97ZM110 132H112V131H110ZM127 132V131H126ZM211 132V134L212 133H214L213 131H210ZM92 133H93V130H92ZM99 133V132H98ZM101 133V132H100ZM169 133V132H168ZM240 133V132H239ZM110 134V133H109ZM114 134V133H113ZM137 134V133H136ZM136 134H135V136H136ZM121 135V134H120ZM227 135V136H228ZM257 135V134H256ZM122 136V135H121ZM203 136V135H202ZM226 136V137H227ZM220 137L221 136H219L218 138L220 139ZM230 137V136H229ZM122 138V137H121ZM183 144H181V146H182ZM180 146V147H181ZM184 146V145H183ZM215 146V147H214ZM232 146V145H231ZM260 148V147H259ZM183 149V148H182ZM184 149H185V147H184ZM188 150H189V148H187ZM195 152V151H194ZM209 151H207V153H208ZM261 152V153H260ZM259 153L260 154H262V155H264V148H261V151H260ZM197 153V152H196ZM178 154V153H177ZM180 155V154H179ZM185 155V157H187V158H189L188 157V155H186V154H184ZM196 156V155H195ZM197 156H198V154H197ZM245 157H246V155H244ZM180 157H181V155H180ZM120 158H121V156H120ZM177 158H178V155H177ZM193 158V157H192ZM262 158H264V157H262ZM183 160L185 159V158H182ZM195 159V158H194ZM229 159V160H228ZM191 160V159H190ZM226 160L228 161H224V162H226V163H229V161L231 160V158H226ZM185 161V160H184ZM192 161V160H191ZM186 162H188V160L186 159ZM231 162V161H230ZM163 164V163H162ZM187 164V163H186ZM189 164V163H188ZM49 166V165H48ZM51 166H53V165H51ZM193 166V167H192ZM187 167V168H188ZM53 168H54V166H53ZM193 168V169H192ZM214 168H216V169H214ZM140 170H142V169H140ZM52 171V170H51ZM191 171V172H190ZM224 170H222V172H223ZM139 172V171H138ZM141 172H143V171H140L139 173H141ZM197 172H200V173H198V174H196ZM185 173H187V171L185 170ZM188 173V174H189ZM123 174H124V172H123ZM133 174V173H132ZM143 174H145V173H143ZM134 177V176H133ZM135 178V177H134ZM154 177H151L150 179H153ZM124 179H126V177L124 178ZM132 179V178H131ZM130 179V180H131ZM146 179V180H145ZM144 179V176H143V184L142 185H146L144 188H143V186H139V185H141V184H138L137 182H141V181H136V182H134V184L136 183V185H138V187H140V189L141 188H143V189H145V191H146V189L147 190H150V189H148L149 187H152L153 189H157L156 187H155V184H156V182L157 181H155V179H153V181L152 182H150V184H147L146 182L148 181L147 180V178H145ZM110 180V179H109ZM127 180V179H126ZM125 180V181H126ZM135 180H137V179H135ZM190 180V178L188 179V181ZM124 181V182H125ZM155 181V182H154ZM109 182V181H108ZM111 182V181H110ZM114 182V181H113ZM122 182V181H121ZM120 182V183H121ZM258 182H259V184L261 185V187L262 188H264V176H261V175H259L258 176ZM107 183V182H106ZM112 183V182H111ZM126 183V182H125ZM132 184H133V182H131ZM113 184V183H112ZM127 184H130V182H127ZM132 184H130V185H132ZM123 185V184H122ZM121 185V186H122ZM126 185V184H125ZM135 185V186H136ZM191 185V184H190ZM115 186V185H114ZM120 186V185H119ZM91 187V186H90ZM89 187V188H90ZM126 188V190H123L122 189V187L120 188V187H118V189L117 190H121V191H119V193L120 194H124V193H127V192H129L128 190H130L131 188H130V186L128 185V187L130 188V189H128L126 186H123V188ZM132 188H133V185L131 186ZM89 188H86V189H89ZM96 188H97V186H96ZM115 188V187H114ZM136 188H137V186H136ZM98 189V188H97ZM139 188L137 189V190H139L141 193H143V189H141L140 190ZM96 190V189H95ZM102 190V189H101ZM116 190V189H115ZM116 190V191H117ZM186 190H188V189H186ZM185 190V193H186V195H187V191ZM91 191H92V189H91ZM116 191H114V194H115V192ZM131 191V190H130ZM134 191V190H133ZM133 191H131V192H133ZM157 191V190H156ZM147 192V191H146ZM205 192H207V191H205ZM205 192H203V193H205ZM140 193V194H141ZM145 193V192H144ZM127 194H132V193H127ZM138 194H139V192H138ZM139 194V195H140ZM260 196L262 195L260 192L258 193ZM100 195H102V194H100ZM108 195V194H107ZM106 195V196H107ZM133 195H134V193H133ZM137 193H135V197L137 198ZM145 195V194H144ZM105 196V195H104ZM112 196V195H111ZM110 195H109V197H111ZM118 196H120L119 194H118ZM140 196H142V195H140ZM152 196V195H151ZM188 196V195H187ZM66 197V196H65ZM108 196L107 197H105V199H107V200H109L110 198H109ZM134 197V196H133ZM139 197V196H138ZM143 197V196H142ZM145 197V196H144ZM147 197H148V195H147ZM67 198V197H66ZM65 198V199H66ZM69 198V197H68ZM67 198V199H68ZM127 199V197L125 198V200ZM144 199V198H143ZM113 200H114V198H113ZM113 200H110V201H112V202H115V201H113ZM124 200V199H123ZM124 200V201H125ZM137 200V199H136ZM150 200L153 202V200L152 199H150V197H149V202H150ZM67 201V200H66ZM71 201V200H70ZM69 200H68V202H70ZM96 201V200H95ZM110 201H106V204L105 203H103L104 202V199H103V202H102V200H101V202L99 201H96L95 203H97L98 202V205L99 206H96V207H98L97 208V210L99 211V213H98V211H97V213H98V215H100V212H101V209L100 208H104L105 206H108V204H109V202ZM147 201V200H146ZM155 201V200H154ZM112 202H110V203H112ZM119 202V201H118ZM117 202V203H118ZM135 202V201H134ZM139 202V201H138ZM148 201L146 202V204H147V207H148V203H149ZM152 202H150V205H152ZM100 203V204H99ZM108 203V204H107ZM116 203V202H115ZM120 203H121V200H120ZM133 203V202H132ZM105 204V206H103ZM28 205V204H27ZM26 205V206H27ZM97 205V204H96ZM111 205V204H110ZM120 205H122V204H120ZM119 205V206H120ZM139 205V204H138ZM142 205V204H141ZM140 205V206H141ZM150 205H149V207H150ZM26 206H24L26 209L28 208V207H26ZM101 206H103V207H101ZM123 206V205H122ZM137 206V205H136ZM144 206V205H143ZM153 206V205H152ZM32 208V207H31ZM123 208V207H122ZM137 208H140V207H137ZM136 209V208H135ZM174 209V208H173ZM172 209V210H173ZM105 210V209H104ZM121 210V209H120ZM142 210V209H141ZM144 210V209H143ZM191 210V209H190ZM190 210H189V216L190 215H193L191 212H190ZM26 211V210H25ZM31 210H29L28 212H30ZM55 211V210H54ZM58 211V210H57ZM56 211V212H57ZM86 211H88V215L87 216H89V214H91V217H92V219L90 218V220H93V217L97 220V218L95 217V214L92 212V210H86ZM85 211V213H87ZM107 211V210H106ZM91 212V213H90ZM136 212V211H135ZM135 212H133V213H135ZM139 212V211H138ZM145 212V211H144ZM143 212V213H144ZM26 213H27V211H26ZM52 213V212H51ZM108 213V212H107ZM132 213V212H131ZM137 213V212H136ZM140 213H142L141 211H140ZM191 213V214H190ZM55 214V217H58L59 216V218H63L62 217V215L60 214V212H59V214L61 215V217H60V215H58V216H56V214L57 213H54ZM83 214V213H82ZM130 214V213H129ZM52 215V214H51ZM50 214H49V216H51ZM92 215H94V216H92ZM108 215V214H107ZM132 215V214H131ZM137 215H139V214H136V216H133L134 217V220H136L135 218L136 217H139V216H137ZM142 215V214H141ZM144 215V214H143ZM188 215V214H187ZM79 216H81V215H79ZM84 216V215H83ZM104 216H105V214L103 213V216L102 215H100V216H98V217H100V220H99V222H102V219L104 218ZM128 216V215H127ZM67 216H65V218H66ZM69 217H70V215H69ZM69 217L67 218V222L68 223H63V226H60L61 228V231H60V233L61 234H59V231H56V229H55V231H53V229L51 228V226H49L50 227V229H52V231L54 232V233H57V234H59V236L57 235V234H55V236H56V239L58 240H56L55 238H54V240H53V243L55 244L56 242H59V243H56V244H59L58 246L60 247V248H56L57 250H58V252H55V251H57L56 249H54L53 251H54V255L53 254H51V255H53V256H50V257H52V258H47V259H49V260H51V262H53L54 264H98V262H100V263H102V264H126L127 262V253L129 254V252H131V251H129L128 252V246H130V244L131 243H134V240H136V238H138L137 239V241L138 240H140L141 238H145V236H147L148 234V232L151 230V229H149V231H148V229L147 228H144L143 226L144 225H142L141 223L139 224V222H140V219H138L139 220V222L137 223L136 221H134L133 223H129V224H126V222H124V225H128L127 226V230H128V234H127V232H123V230H121L120 228L121 227H123L122 225H119V226H121V227H117V228H119L118 229V231L113 235L112 234V236L111 235H109V236H111V237H109L108 235H107V239H106V236H104V235H106V233H103V232H101V227H100V231H99V227H96V225H95V227H96V230H95V232H96V234L98 235V236H95V237H93V235H92V233H90V228H89V224H86V223H82V222H87L85 219H84V217H83V219L85 220V221H83V219H80L78 216V218H79V220L76 218V219H74V220H78L79 221V223H81V225H77V224H79L78 223V221H74L75 222V225L73 224L72 225V223H74V222H70L69 223ZM107 217V216H106ZM129 217H130V215H129ZM132 217V218H133ZM142 217V216H141ZM53 221H54V219L52 218V216L50 217ZM82 218V217H81ZM143 218H145L146 219V217L144 216ZM105 219V218H104ZM103 219V220H104ZM188 219V217L186 216V220ZM61 220H64V218L63 219H61ZM88 220V219H87ZM95 220V221H96ZM108 220V219H107ZM106 220V221H107ZM123 220V219H122ZM130 221H131V218L129 219ZM189 220V219H188ZM191 220V219H190ZM82 221V222H81ZM94 221V222H95ZM133 221V220H132ZM146 221V220H145ZM52 222V221H51ZM65 222V221H64ZM76 222H77V224H76ZM89 222V221H88ZM93 221H91V223H92ZM118 222H120V221H118ZM186 222H188V221H186ZM121 223V222H120ZM143 223H145L144 221H143ZM66 224V225H65ZM94 224H96V223H94ZM117 224V223H116ZM119 224V223H118ZM117 224V225H118ZM122 224V223H121ZM54 225V224H53ZM61 225V224H60ZM65 225V226H64ZM129 225H130V227H129ZM146 225V224H145ZM56 226H58L57 224H56ZM94 226V225H93ZM92 227V226H91ZM188 227H190V225L188 226ZM187 227V228H188ZM82 228H83V230H82ZM112 228H114V227H112ZM150 228H152V227H150ZM174 228V227H173ZM11 229V228H10ZM9 229V230H10ZM92 229H93V227H92ZM105 229V231H107L106 230V228H104ZM111 229V228H110ZM155 229V228H154ZM160 229V228H159ZM158 229V230H159ZM8 230V229H7ZM49 230V229H48ZM58 230V229H57ZM144 230V231H143ZM146 230V231H145ZM157 230V229H156ZM155 230V231H156ZM157 230V231H158ZM161 230V229H160ZM16 231H18V230H16ZM112 231V230H111ZM152 231L153 232H155L153 229H152ZM152 231H151V233L149 232V237H146V238H149V240L148 239H146V240H148V241H150L151 239V237L150 236H152V238H153V235H152ZM163 231V230H162ZM162 231H160V234H159V231H158V234H159V237H160V235L162 236V235H164V234H166V233H164V232H162ZM165 231V230H164ZM10 232V231H9ZM13 232V231H12ZM100 232L101 233H103L104 235H100ZM144 232H146V233H144ZM161 232L162 233H164V234H161ZM167 232V231H166ZM178 232V231H177ZM11 233V232H10ZM157 233V232H156ZM174 233V232H173ZM13 234V233H12ZM18 234V233H17ZM127 234V235H126ZM145 234H147V235H145ZM216 234V233H215ZM214 234V235H215ZM218 234V233H217ZM52 235V234H51ZM76 235H77V237H76ZM92 235V236H91ZM172 235V234H171ZM39 236V235H38ZM41 236V235H40ZM54 236V237H55ZM58 236V237H57ZM102 236V237H101ZM104 236V237H103ZM157 236V235H156ZM166 236V235H165ZM169 236V235H168ZM79 238L78 240H82V238L85 240V242L83 241L80 245L78 244V246H76L74 243H71L72 241V239H76V238ZM89 237V238H88ZM91 237H93L94 238V240H92L91 241ZM98 237V238H97ZM88 238V239H87ZM105 238V239H104ZM140 238V239H139ZM161 238V237H160ZM159 238V239H160ZM166 238V237H165ZM173 238V237H172ZM204 238H206V236L205 235H202L201 234V236H198V238L196 239V241L198 242V245H199V247H202L203 246V241L205 240ZM132 239H134V240H132ZM174 239V238H173ZM39 240V237L37 238V241ZM56 240V241H55ZM144 239H141V241H143ZM154 240V238L152 239V241ZM188 241H189V239H187ZM260 240H264V236H261L259 239H258V241H257V244L258 245H256V246H259V248L260 249H264V247H261L260 245H264V241H260ZM52 241V240H51ZM55 241V242H54ZM71 241V242H70ZM136 241V242H137ZM155 241V240H154ZM169 241H170V239H169ZM187 241V242H188ZM210 244L213 246V247H216V248H218L217 246H218V244H219V239H218V236L217 235H215L213 238H211L210 240ZM81 242V241H80ZM139 242V241H138ZM144 242H145V240H144ZM143 242V243H144ZM176 242V241H175ZM190 242V241H189ZM188 242V243H189ZM40 242L38 241V244H39ZM51 243V242H50ZM60 243H61V246H60ZM141 243V242H140ZM140 243H139V245H140ZM151 243V242H150ZM174 243V242H173ZM52 244V243H51ZM50 244V245H51ZM132 245V244H131ZM38 247L40 246V245H37ZM37 246H36V248H37ZM134 246H136L135 244H133V248H134ZM51 247V246H50ZM49 247V248H50ZM132 247H130L131 249H132ZM145 247V246H144ZM7 249V248H6ZM45 249V248H44ZM130 249V250H131ZM145 248H143V250H144ZM202 249V248H201ZM16 250H17V248H16ZM25 250V249H24ZM38 250H42V249H38ZM140 250V249H139ZM219 250V249H218ZM26 251V250H25ZM31 251V250H30ZM30 251H29V253H30ZM141 252H142V250H140ZM14 252V251H13ZM27 252H28V248H27ZM40 252V251H39ZM37 253V252H36ZM50 253V252H49ZM137 253V252H136ZM28 254V253H27ZM55 254H56V257H54L55 256ZM58 254V255H57ZM220 254V253H219ZM7 255V254H6ZM30 255H31V253H30ZM38 255V254H37ZM131 255V254H130ZM135 255V254H134ZM42 256V255H41ZM48 256H49V254H48ZM58 256V257H57ZM136 256V255H135ZM21 257V256H20ZM26 257V256H25ZM43 257V256H42ZM41 257V258H42ZM54 257V258H53ZM138 257V256H137ZM140 257V256H139ZM31 258H32V260L34 261V263H36L37 262V259H36V257L32 254V256H31ZM141 258V257H140ZM10 259V258H9ZM40 259V258H39ZM131 260H132V257H131ZM7 261V260H6ZM134 261V260H133ZM3 262V261H2ZM28 262V261H27ZM139 262V261H138ZM184 262V261H183ZM30 263H32V262H30ZM48 263V262H47ZM137 263V262H136ZM18 264V263H17ZM20 264H22V263H20ZM37 264V263H36ZM40 264V263H39ZM135 264V263H134ZM138 264V263H137ZM210 264V263H209Z\"/></svg>", "mask_w": 264, "mask_h": 264}]
</instances>
